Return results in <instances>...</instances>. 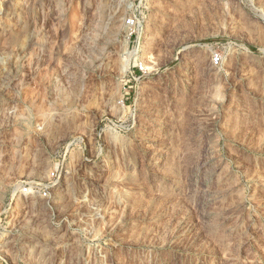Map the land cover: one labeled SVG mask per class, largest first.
Returning <instances> with one entry per match:
<instances>
[{"label":"rangeland","instance_id":"1","mask_svg":"<svg viewBox=\"0 0 264 264\" xmlns=\"http://www.w3.org/2000/svg\"><path fill=\"white\" fill-rule=\"evenodd\" d=\"M133 2L0 0V264H264V0Z\"/></svg>","mask_w":264,"mask_h":264},{"label":"built area","instance_id":"2","mask_svg":"<svg viewBox=\"0 0 264 264\" xmlns=\"http://www.w3.org/2000/svg\"><path fill=\"white\" fill-rule=\"evenodd\" d=\"M151 1L152 0H134L133 4H135V9L125 20L126 28L132 31L131 35L134 33L137 35L142 28ZM212 62L214 64H219L220 56L218 53L212 55ZM134 68L137 74H145L147 72V66L144 63L135 64ZM43 194L47 195V191L43 190Z\"/></svg>","mask_w":264,"mask_h":264},{"label":"bare ground","instance_id":"3","mask_svg":"<svg viewBox=\"0 0 264 264\" xmlns=\"http://www.w3.org/2000/svg\"><path fill=\"white\" fill-rule=\"evenodd\" d=\"M114 19V18H113ZM119 21V20H118ZM111 27L110 28V34L109 36L107 37V41L105 42L104 45V48H102L103 50L105 51H108L110 49V47L112 46V41L114 40L113 36L117 33H115V31H118L120 28H122L124 25V23H121V24H117V21H113L111 24H110ZM3 42V41H2ZM102 45V46H103ZM101 46V45H100ZM104 51V52H105ZM151 68V66H148V69Z\"/></svg>","mask_w":264,"mask_h":264}]
</instances>
